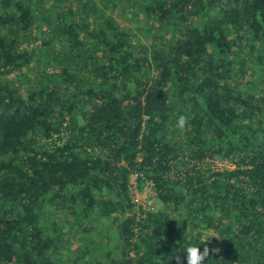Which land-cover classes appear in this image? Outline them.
Here are the masks:
<instances>
[{"label":"trees","instance_id":"1","mask_svg":"<svg viewBox=\"0 0 264 264\" xmlns=\"http://www.w3.org/2000/svg\"><path fill=\"white\" fill-rule=\"evenodd\" d=\"M0 264H264V0H0Z\"/></svg>","mask_w":264,"mask_h":264},{"label":"built area","instance_id":"2","mask_svg":"<svg viewBox=\"0 0 264 264\" xmlns=\"http://www.w3.org/2000/svg\"><path fill=\"white\" fill-rule=\"evenodd\" d=\"M202 164H204L203 166L204 169H207L208 165L211 164L212 167L218 171H224L226 169L236 168V165L233 164L228 159H215V160L206 159ZM137 178H138V174L135 173L133 174L131 179V184L133 185L131 188V193L133 194L134 201L138 202L144 208H150L153 205V198L155 195L152 189V183L148 182L141 191L137 188ZM142 193H145L144 197L140 196Z\"/></svg>","mask_w":264,"mask_h":264},{"label":"rangeland","instance_id":"3","mask_svg":"<svg viewBox=\"0 0 264 264\" xmlns=\"http://www.w3.org/2000/svg\"><path fill=\"white\" fill-rule=\"evenodd\" d=\"M134 30H136V32L140 35V33L137 31L138 29L136 27H134ZM144 195H145V193H142L140 196L144 197ZM71 229H72L71 227L67 228L66 231L67 232L71 231ZM100 236H102V234H97V236L95 238L98 239V238H100ZM75 240L76 241H71L70 242V248H72V249H68V251H67L68 254L70 253V250L72 251V254H74L79 249V247H77L79 241H78V239H75ZM82 242H83V239H80V245H81Z\"/></svg>","mask_w":264,"mask_h":264}]
</instances>
